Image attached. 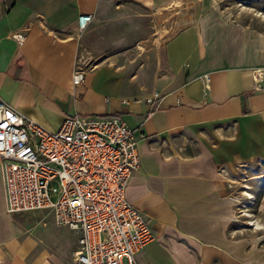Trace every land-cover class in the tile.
Masks as SVG:
<instances>
[{"label": "crops", "instance_id": "0c3cea01", "mask_svg": "<svg viewBox=\"0 0 264 264\" xmlns=\"http://www.w3.org/2000/svg\"><path fill=\"white\" fill-rule=\"evenodd\" d=\"M179 13L190 22L164 41ZM81 15L92 21L79 34ZM258 68L264 34L225 20L217 0H0V99L49 131L75 115L135 131L126 195L153 234L138 264H264V226L243 224L238 186L264 162ZM243 182L264 211V172ZM42 217L6 212L0 158V264H71L78 235Z\"/></svg>", "mask_w": 264, "mask_h": 264}, {"label": "built area", "instance_id": "2783aa9c", "mask_svg": "<svg viewBox=\"0 0 264 264\" xmlns=\"http://www.w3.org/2000/svg\"><path fill=\"white\" fill-rule=\"evenodd\" d=\"M91 21L77 18L79 34ZM13 37L22 43V35ZM85 70H75L74 86ZM252 79L253 90L264 92V68L253 69ZM0 158L6 212L47 211L57 227L75 232L71 264H138L153 234L127 199L141 159L136 133L120 117L64 116L49 131L0 99Z\"/></svg>", "mask_w": 264, "mask_h": 264}, {"label": "rangeland", "instance_id": "374dc122", "mask_svg": "<svg viewBox=\"0 0 264 264\" xmlns=\"http://www.w3.org/2000/svg\"><path fill=\"white\" fill-rule=\"evenodd\" d=\"M219 3V8H221L222 12L224 13L225 20L230 22H235L243 25L247 29H252L254 31H257L261 34H264V0H217ZM169 20L167 19L166 24L169 25ZM191 18L189 16H182L180 13L177 17V24L174 27H171L172 31L169 32V29L167 32L163 31L160 34V37L165 41L169 37H171L176 31H179L182 29L186 23L190 22ZM91 68L90 66H87ZM264 172V162H261L259 164L253 165L251 168L246 169L245 171H242V173L239 177V180L242 182L240 185L241 190V206H242V222L243 224L248 225L249 220H257V224L261 227L264 226V211H257L256 202L258 200V195L260 193V189L258 190V195L253 196L249 193H246L245 185L246 183L243 182V180H247L248 177L256 174ZM244 178V179H243ZM249 187V186H248ZM245 193V194H244ZM249 194V195H247ZM249 198H252V204H250ZM43 214V219L50 221L52 220V216L47 211H39ZM252 212V213H251ZM247 217V218H246ZM249 217V218H248ZM251 217V218H250ZM252 225V223H251ZM56 227V226H55ZM255 227V226H254ZM243 229L245 231H248V228L246 226H243Z\"/></svg>", "mask_w": 264, "mask_h": 264}, {"label": "bare ground", "instance_id": "6f19581e", "mask_svg": "<svg viewBox=\"0 0 264 264\" xmlns=\"http://www.w3.org/2000/svg\"><path fill=\"white\" fill-rule=\"evenodd\" d=\"M245 194V193H244ZM247 195H249V194H247ZM256 229H258V227L256 228ZM260 229V228H259Z\"/></svg>", "mask_w": 264, "mask_h": 264}]
</instances>
